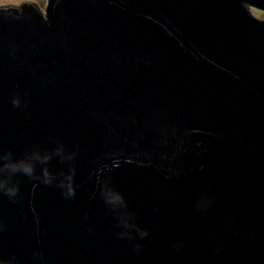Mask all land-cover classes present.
Wrapping results in <instances>:
<instances>
[{"label": "water", "instance_id": "water-1", "mask_svg": "<svg viewBox=\"0 0 264 264\" xmlns=\"http://www.w3.org/2000/svg\"><path fill=\"white\" fill-rule=\"evenodd\" d=\"M250 8L0 6V264H264Z\"/></svg>", "mask_w": 264, "mask_h": 264}, {"label": "rangeland", "instance_id": "rangeland-1", "mask_svg": "<svg viewBox=\"0 0 264 264\" xmlns=\"http://www.w3.org/2000/svg\"><path fill=\"white\" fill-rule=\"evenodd\" d=\"M33 2L42 10V12L45 14V8L47 7L48 0H0V6H10V5H20L23 2ZM252 15L260 20H264V11L256 9V8H250Z\"/></svg>", "mask_w": 264, "mask_h": 264}]
</instances>
